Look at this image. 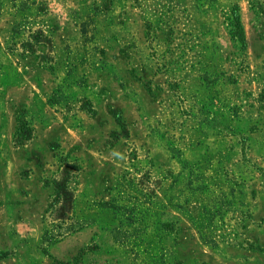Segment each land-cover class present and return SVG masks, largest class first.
<instances>
[{
	"label": "rangeland",
	"instance_id": "rangeland-1",
	"mask_svg": "<svg viewBox=\"0 0 264 264\" xmlns=\"http://www.w3.org/2000/svg\"><path fill=\"white\" fill-rule=\"evenodd\" d=\"M221 1L100 0L84 17L69 2L84 20L63 18L73 36L96 29L87 20L100 8L112 11L109 34H124L114 18L133 21L127 54L99 55L97 41L87 56L149 79V95L127 87L131 99L106 71L62 69L81 63L65 49L79 38L60 39L69 47L55 77L39 71L41 91L16 67L56 58L49 24H0L12 34L0 40L10 55L0 67L12 68L0 75L33 85L0 103V208L11 210L0 213V264H264V0ZM35 89L55 107L42 110ZM39 107L31 123L16 115ZM31 132L26 169L15 151Z\"/></svg>",
	"mask_w": 264,
	"mask_h": 264
},
{
	"label": "crops",
	"instance_id": "crops-1",
	"mask_svg": "<svg viewBox=\"0 0 264 264\" xmlns=\"http://www.w3.org/2000/svg\"><path fill=\"white\" fill-rule=\"evenodd\" d=\"M43 1H45L46 3H44ZM73 1L75 2L77 1L76 6L78 7V11L79 10L83 11L82 12L83 17L86 16L85 14L87 12L91 11L90 8H92L93 3L97 2L98 7H100L99 6L100 0H0V24L7 23V22L8 23L12 22V24H14L17 21H22V20L23 21L24 20L33 21L37 23H40L43 21H45V23L47 22L49 24L50 29L46 33L47 37L44 36V38L46 37L45 42H49L48 44L51 47L50 48L51 51H53L56 55V58H54L53 56H50V57L48 56V60H49L48 63L44 62L43 59L41 58L39 63H37L39 64L38 69L36 68L37 66L35 67L34 65L32 67L30 65L27 66L25 64H20V67H16L14 65L13 66L16 67V69L21 71L23 74H26L28 70L33 71V73H31V76L28 79L29 80L28 82L32 81L37 86V88L43 91L41 85H42V82L47 81V78L43 79L42 75L40 76L38 75L46 71L50 74L51 77L53 76L55 77V74H56L55 72L59 70L60 62L58 60V55L62 54L61 47H69L70 41L64 45H61L60 39L64 37L69 40L79 38L80 42L77 45H75V48L73 46L72 48H70L72 50H69V48H65V49L68 51L70 56H77V59L80 58L81 63L77 62L78 63L77 66L75 68L72 67L74 60L70 57L67 62L63 63V66H62L63 70L68 71L69 69L72 68L73 71H77V68H79L81 71H87V72L91 71L92 73L97 72L99 77H100V72L106 71L110 75L108 76L110 81L112 80L115 81L114 83L119 87L121 94H123V96L125 97L128 96V99H131L132 96L137 97L134 91H131L129 93V89H127L128 86L131 87L134 84H138L139 86L144 88L146 92L143 91V93L144 94L147 93L149 95V79H147L144 76L141 77V75L138 74L133 67L129 68L128 70L127 68L126 70L119 68L120 70H123V73L119 74L117 72V67H116L114 60H112L111 62H107L106 60H103L101 61V63L91 64L87 58L89 54L94 53L95 48L93 46L97 47L96 44H91V43H94L97 41H98V47H99V48L97 47V50H98L97 53L99 55H103L105 57L107 54H113V55H117V54L120 55L121 53L127 54L128 47L132 46V44H130V41H132V31L126 32L123 30L127 24H131L133 23V21L130 18H126L124 20L121 19L120 21L121 24L118 26V21L116 20V18H114L115 15L112 16V18H114L113 26L115 25L116 28H119L120 29L119 31H122V33L124 34H119L118 30H114L113 33L109 34L105 30V27L108 24H111V20L107 14L109 12L112 13V11L111 10L110 11L101 10L100 8L98 9L97 12L95 13L92 12L94 15H92V17L89 18V20H87V22H92L93 26L96 29L93 30L91 33L88 32L87 30L81 29L79 30V33H76L75 36H73V34L69 31L68 27L66 26L63 27V25L66 23L63 20V18L67 20V23L69 21L77 22V19L80 20V22L84 21L83 19H79L77 16H75L74 13L71 12V11H74V9L69 8L73 6V4H71L72 6H70L69 2H73ZM230 1L231 0H222L221 4L227 6L229 5ZM193 2H194L195 9L197 10V8L200 7L201 4H197L196 0H193ZM43 5L45 7L47 6V10L42 11ZM214 7L216 8V3ZM53 10H55L57 14L55 12L54 14ZM3 28H0V40H2V42L4 43V40L8 41L12 39L11 38L12 34L11 32H9V30H5V31L1 30ZM243 38H244L243 49H245L246 48V36L244 35ZM6 54L7 53L4 51V49L1 48L0 58L3 59V60L1 59L2 62H4L5 58L9 59L10 55L9 54L6 55ZM0 69H2L3 72L4 71L9 72V70H11L12 68L10 67V63L8 62V66H1ZM3 72H2V75H0V89H1L0 91L2 92V94L0 95V103L3 104V107H4V104H8V102L10 101L9 97L5 93V92H8L10 88H16V89L18 88L20 90L21 88H24L25 86H33V85L29 83H25V81H27V77L25 76L19 77L17 79L10 78V77H4ZM81 77L85 79L83 76ZM71 78L73 79V76H71ZM84 87L85 86L82 87L81 92L82 90L84 92V89H83ZM33 95L35 99H37L38 101H42L43 103L42 110L43 108H45V106H48L49 108L55 107L53 105L52 106L48 105L49 104L48 99L45 98L44 95L40 94V96H37V90L34 92ZM41 96H43V98H39ZM134 99L136 100L137 98H134ZM118 111H119V115L121 119L120 121L121 124L126 125L124 124L125 122H124V118H123L121 111L120 110ZM40 113L41 112H40V107H39V110L37 112H33L28 109H25V110L22 109L16 112V115L21 119L30 121L31 123L34 119L37 120L39 117H41ZM92 115H94V118L97 116V114L93 113V111L91 113V116ZM113 120L119 130V132H116V136L118 140L119 138H123L124 133H126L127 130L125 129V127H122L120 124H118L115 121L114 117H113ZM32 139H33V133L31 132L29 133L28 141L25 142V144L22 147L16 148V151H15L16 155L19 157L21 161V164L26 169H29V164H30L29 161L31 163L33 161L32 156H31V150H29L30 144L28 143ZM2 210H5L7 213L11 214V210L9 208H6V209L0 208V213Z\"/></svg>",
	"mask_w": 264,
	"mask_h": 264
},
{
	"label": "trees",
	"instance_id": "trees-1",
	"mask_svg": "<svg viewBox=\"0 0 264 264\" xmlns=\"http://www.w3.org/2000/svg\"><path fill=\"white\" fill-rule=\"evenodd\" d=\"M231 13H232V22H233V26L235 27V28H240V24H239V13H238V10H237V7H234V8H232V10H231ZM234 33V32H233ZM239 41H240V43L242 44V45H244V38H243V35H242V33L241 32H239ZM114 119H115V121L118 123V124H120L122 127H123V124H121V119H120V115H119V113L118 112H116L115 114H114ZM23 123H21L20 124V128L21 127H23ZM20 130H22V129H19V132H21Z\"/></svg>",
	"mask_w": 264,
	"mask_h": 264
}]
</instances>
